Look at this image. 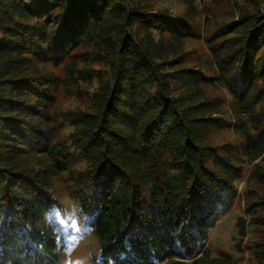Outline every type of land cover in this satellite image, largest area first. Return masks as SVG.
Instances as JSON below:
<instances>
[{
    "label": "trees",
    "instance_id": "16d2710c",
    "mask_svg": "<svg viewBox=\"0 0 264 264\" xmlns=\"http://www.w3.org/2000/svg\"><path fill=\"white\" fill-rule=\"evenodd\" d=\"M174 1L0 0V264L63 262L56 180L101 264H264V0Z\"/></svg>",
    "mask_w": 264,
    "mask_h": 264
},
{
    "label": "rangeland",
    "instance_id": "374dc122",
    "mask_svg": "<svg viewBox=\"0 0 264 264\" xmlns=\"http://www.w3.org/2000/svg\"><path fill=\"white\" fill-rule=\"evenodd\" d=\"M166 6H171L173 10L181 5H176L174 0H153ZM54 194L62 207V212H55L53 215L59 223L58 239L62 244L63 262H81V264H101L98 255V246L95 240V233L90 222L86 221L84 216L75 206V200L71 191V185L64 180H56L52 184ZM235 214L230 217L233 222ZM227 226L219 223L210 235L211 250L229 249L235 256H239L237 264H251L248 261V254L238 255L233 251L234 240L237 239V233L232 230L229 232ZM71 248V252L68 249ZM62 262V263H63ZM61 263V264H62ZM164 264V262L158 263Z\"/></svg>",
    "mask_w": 264,
    "mask_h": 264
},
{
    "label": "snow or ice",
    "instance_id": "6c2138e0",
    "mask_svg": "<svg viewBox=\"0 0 264 264\" xmlns=\"http://www.w3.org/2000/svg\"><path fill=\"white\" fill-rule=\"evenodd\" d=\"M68 252H71V248L68 249ZM67 264H81V262L67 261Z\"/></svg>",
    "mask_w": 264,
    "mask_h": 264
},
{
    "label": "clouds",
    "instance_id": "9594fccd",
    "mask_svg": "<svg viewBox=\"0 0 264 264\" xmlns=\"http://www.w3.org/2000/svg\"><path fill=\"white\" fill-rule=\"evenodd\" d=\"M64 264H67V260L64 262Z\"/></svg>",
    "mask_w": 264,
    "mask_h": 264
}]
</instances>
